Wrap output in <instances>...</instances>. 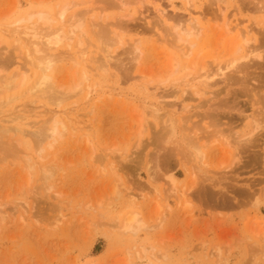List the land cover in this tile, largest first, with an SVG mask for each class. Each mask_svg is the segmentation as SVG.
<instances>
[{
    "label": "rangeland",
    "instance_id": "rangeland-1",
    "mask_svg": "<svg viewBox=\"0 0 264 264\" xmlns=\"http://www.w3.org/2000/svg\"><path fill=\"white\" fill-rule=\"evenodd\" d=\"M130 1L126 8H120L118 0H0V29L6 34L0 31V60L13 64L5 74H12L16 70L23 74L27 68V73H24L27 80L32 81L34 78L30 66L23 62L27 61L22 59L23 50L13 42L15 36H11L13 41L9 39L6 30L10 28L4 30V27L31 12L47 10L54 13L66 6L68 9L70 6L67 16L76 15V19L81 16V20H84L81 22L84 23L85 35L80 40L84 39L81 41L82 44L84 41L87 56L97 61L108 59L110 62L109 73L93 72L89 63L76 68L71 62L65 61L54 66L56 86H63L64 89L72 87L84 71L87 78L91 76L87 83L96 84L94 88L102 91H96L95 95L104 94L97 101L86 103L84 93H81L64 104L67 108L65 115H59V118H67L68 123H65L70 125H67V134L54 144L55 148L42 153L48 160H39L47 165L55 158L54 163L62 166V170L57 171L46 185L39 180L37 170L27 172L28 168L23 165L21 156L26 153L27 157L38 159L36 147L32 143L34 141L31 140L34 136L30 138L29 135H33L35 128L40 127L55 112L51 114L50 107H43L48 110L39 108L33 114H28L23 111V102L19 100V104L15 102L13 105L17 108L14 107L17 112L15 115L19 114L15 116L17 120L12 118L13 107V115L8 109L0 116V127L12 130L19 127L30 138L24 135L23 139L11 131L9 138L12 143L22 140L25 144L20 150H24L17 157L12 155L11 158L10 155L0 162V211L6 215L3 216L4 222H0V264H264V66L258 68L250 64L248 70L241 71L243 74L234 71L228 72L225 78H217L218 81H213V78L208 82L209 90L206 89L211 96L206 94L197 98L192 88L185 93L181 92L183 88L179 90L171 86L168 89L171 83L192 71L196 73L200 65L198 63L207 56L215 57L210 59H214L212 67L216 63H223L225 59L219 60L218 55L220 59L225 57L226 50L232 47L233 38L238 36L235 33L224 34L226 29L223 28L226 27L223 25L226 22L232 25L238 23L241 29L253 28L248 30L251 33H241L244 36L241 37L248 39L250 46L253 43L252 48L256 45L261 47L264 54V27L260 24L264 17L258 12L260 0ZM188 7L193 12H202L204 17H198L202 34L197 38L198 41L195 39L197 46L194 45L193 55L186 61L179 53L183 47L176 50L181 45L171 43L170 29L177 24L176 18L187 16ZM158 9L161 14L164 10L166 14L163 15L168 16L169 20L165 21L168 17L159 16ZM219 10H223V13ZM163 31L164 34L160 33ZM111 32L114 34L111 35ZM102 33L110 38L119 35L118 41H122L121 45L115 43L111 47L110 58L102 51L104 45L101 40H105L101 39ZM221 35L225 37H219ZM201 36L203 38L200 39ZM165 40L169 43H165ZM135 43L140 48L138 58L141 60L137 62L129 50ZM214 44L217 48H214ZM184 48L187 50V46ZM191 61L195 65L188 70ZM172 62H176L177 69L182 66L177 70ZM170 64L178 74H173L167 81L172 71ZM229 76L232 81L226 79ZM148 82H151L150 85ZM172 90L174 94L170 95ZM175 90H178L177 93ZM162 96L167 98L163 97V100ZM90 108L92 113L89 114ZM80 109L83 110L78 111ZM156 110L158 114L154 113ZM143 112L147 113L146 116ZM151 113L156 115H153L154 118H158L157 127L154 121L152 123ZM20 116L24 119L19 120ZM177 117L182 119L181 129L176 130L173 143L166 144L159 129L168 126L171 118ZM140 118L147 122L146 126ZM255 121L261 125L251 137ZM141 122L144 124L142 128ZM71 127L75 131H70ZM137 131L140 133L137 134ZM210 132L217 133H212L213 137L223 134L225 139L231 141L230 145L240 142L235 148L232 147L234 145L227 148L222 143L224 141L221 142L224 138L222 135H218L219 139L222 136L220 140L215 138L218 143L212 140L214 138L210 139L215 142V146L206 149L202 166L198 161L187 158L184 150L190 154L191 151L185 148L189 141L192 139L197 143ZM108 165L112 166L111 170L122 167L113 172ZM170 179L175 181L176 188L188 190L191 187V190L186 191L185 195L189 193L179 202L169 201L167 209L162 199L169 195ZM125 189L140 194L142 199H130L126 195L129 190ZM131 213L138 214L139 221L145 225L135 233L125 232L120 227L123 218ZM56 220L61 221L54 227Z\"/></svg>",
    "mask_w": 264,
    "mask_h": 264
},
{
    "label": "bare ground",
    "instance_id": "bare-ground-1",
    "mask_svg": "<svg viewBox=\"0 0 264 264\" xmlns=\"http://www.w3.org/2000/svg\"><path fill=\"white\" fill-rule=\"evenodd\" d=\"M133 1V0H132ZM136 1V0H135ZM139 1V0H137ZM162 1V0H161ZM160 1V2H161ZM165 1V0H164ZM171 1V0H169ZM188 1V0H187ZM257 1V0H256ZM255 1V2H256ZM167 2V1H166ZM186 2V1H185ZM191 3V1H189ZM259 3V9H258V12L260 11L262 13L261 16L264 17V0H260L258 1ZM131 1L130 0H118V7L120 6V8H126L128 5H130ZM137 3V2H136ZM135 3V5H136ZM188 3V2H187ZM186 3V4H187ZM140 4V3H138ZM212 4V3H211ZM116 5V6H117ZM134 5V4H133ZM141 5V4H140ZM189 6H191L189 3H188ZM219 5V4H218ZM132 6V5H131ZM187 6V5H186ZM220 6V5H219ZM218 6V7H219ZM142 7H140L141 9ZM191 7H188L187 10H188V13H187V16L186 17H181V18H176V22L177 24L175 26H172L171 29H170V32L171 33V43L175 44V45H178L180 44L181 46H176L178 48H175L176 50H178L180 47H183V48H180L179 49V53H180V56H182V59H187L190 55H193L191 54L192 52V48L195 46H197L196 43H194L195 39L197 40V38H199V36L202 34L201 33V29H200V26H199V23H198V17H200V15H204L202 14V12L200 13H197V12H193L192 10H190ZM69 9H70V6H69ZM68 7H63V8H60V10H57V11H54V13L50 12V11H47V10H38V11H34V12H31L25 16H22L20 18H18L17 20L13 21L12 23H9L8 26L4 27L6 30V28H10L9 31L6 30L5 32L9 34V39H12V37L15 36V39L12 41L17 45V46H20L21 49L23 50L22 52V59L23 60H27V61H23V62H26L28 64V66H30L29 70L33 73L34 75V78L32 81H28L27 80V76L26 74H24L26 71H27V68L25 72L20 73L16 70V72H13L12 74H5L4 72L6 70H9L11 69V67H13L11 64V61H5V60H0V116L3 115L6 111H8V109L10 110V112L12 113L13 112V105L15 102L18 103V101H22L21 103L23 105H21V107H23V111H25L26 113L28 114H33L35 111H37V109L39 108H43V107H50L48 108L50 111L51 114L55 112V114L50 118L48 119L47 121L41 123V126L40 127H37L35 128V132L33 133V135L31 134V136L22 131L19 127H13L14 129H10L8 127L4 128V127H0V162H3V160L7 159L8 157H10L11 155V158H12V155L16 156L17 157V154L20 153V149H22V145L25 144L22 140H19V141H16L15 140V144L12 143V140L11 138H9V135L12 133L11 131H13V133H15L16 135H19L23 138V136H27L29 135V137L31 138L32 136V139L34 142H32L34 145V147H36V154H37V158L38 159H33L32 157H27L24 153L22 154L21 156V159L23 160L22 163H24L23 165L27 166V168L29 169H26V167L24 169L28 171H33V170H37L38 171V176H40L39 180L43 181V183H45L44 185H46V182L52 178L53 176H55L54 174L59 170L61 171L62 166H57L55 163H54V160L51 161L49 164L47 165H44L42 163H40L39 160H41L42 162L45 161V160H48V159H45L42 155V154L45 150L47 151L48 149L52 150L51 148L54 147V144L57 143L58 141H61L60 139H62L64 136H66L65 134H67V131H68V124H66L65 122H67L68 120H62L59 118V115H65L64 114V111L67 109H65V106L64 105L67 101L71 100L72 97H75L77 95H80L81 93L83 94L84 93V97H85V101L86 103H93L94 100L96 99H99V98H102V95L104 94H98L95 95L96 91L98 92L99 90H96L94 88V86L96 84H92V85H89L87 82H88V79L89 77L91 76H87L85 75V72H83V74H81L80 76V79L76 82H74V84L72 85V87H68L67 89H64L63 86H56L55 84V80H54V75H53V71H54V66L56 64H59L60 63H63L65 61H68V62H71L73 66H76V68L78 66H82V64L85 65V63H89V65L92 66L93 68V72L95 71H99L101 73H107L108 70H109V61L108 59L106 61H97L95 58H92V56H87V53L85 52V48L83 47V44H84V41H83V44H82V41L81 40H84V39H81L80 38H83L82 36L85 35V29H84V23L81 22L83 20H81V16L78 17V19H76V15H72V16H67V13H68ZM192 9V8H191ZM263 9V10H262ZM262 10V11H261ZM197 11V10H196ZM223 10H219V12L222 14ZM157 12V11H156ZM165 11L163 10V13ZM212 12V11H211ZM259 12V13H260ZM158 13H159V9H158ZM163 13H159L161 15L159 16H162V17H168V16H164ZM206 13V12H205ZM213 13V12H212ZM166 14V13H164ZM214 14V13H213ZM219 14V13H218ZM141 15V14H140ZM215 15V14H214ZM219 16V15H218ZM217 16V17H218ZM84 17L85 19V16H82ZM204 17V16H202ZM216 16H213V18H215ZM201 18V17H200ZM221 18V17H220ZM172 19V18H170ZM202 19V18H201ZM225 19V18H224ZM166 20H169V17L168 19L165 18V21ZM216 20V19H214ZM218 20V19H217ZM220 20V19H219ZM226 20V19H225ZM11 21V20H10ZM9 21V22H10ZM84 21V20H83ZM221 21V20H220ZM263 23H260L261 25L263 24V27H264V19L262 20ZM171 22V21H170ZM226 22V21H225ZM122 24V23H121ZM174 24V23H173ZM91 25V23H90ZM4 26V25H3ZM92 26V25H91ZM94 26V24H93ZM123 26V25H122ZM126 26V24H125ZM165 27V29L167 28L166 25H163ZM216 26V25H215ZM223 26H225L226 28H223V29H226L224 31V34L226 33L227 35L231 34V33H235L237 36V38L235 39V37L233 38L234 42L230 44V47L232 45V47L230 48V50H226L227 47L225 48L226 50V53H225V57L223 56V58H219V55H218V59L219 60H224L223 63L221 64H218L216 63L215 66L212 67V63L214 62V59L213 60H210L212 58H215V57H212V55L210 57H205V59L203 58V60H201V63H198L200 64L199 65V68L197 69L196 73H189L188 75H186L184 78H180L179 80L175 81V83H171L170 85L168 83H166V81L164 82L165 84H168L169 85V88L172 86L173 88L175 89H179V88H183V90L181 91L182 93H185L187 89H190L192 88V90H195L194 91V96L196 95L197 98L198 97H203L204 95L206 94H211V93H207L206 92V89L209 90V83L208 82H211V80L213 79L214 80H217V78H225L226 77V74H228V72H233L236 71L237 73H241V71H245L248 70L250 67L249 65L252 64L251 66H254V67H258V68H261L264 66V60H263V51H262V48L261 47H257V45L255 47L252 48V45H253V41L251 42L252 45L250 46L249 45V40H245L243 37V32H246L248 34V32L253 29L251 28L249 30V28H243L241 29L240 25L238 23L232 25L231 22H226ZM2 27V25L0 26ZM127 27V26H126ZM125 27V28H126ZM208 27V26H207ZM249 27V26H248ZM12 28V30H11ZM94 28V27H93ZM124 28V26L122 27ZM2 29V28H1ZM0 29L1 33L4 34L2 32V30ZM121 29V27H120ZM127 29V28H126ZM221 29V28H220ZM122 30V29H121ZM120 30V31H121ZM124 30V29H123ZM122 30V31H123ZM168 30V29H167ZM206 30V29H205ZM215 30V29H214ZM249 30V31H248ZM264 30V28H263ZM213 31V30H212ZM218 31V30H217ZM108 32V30H107ZM253 32V31H252ZM110 33V32H109ZM108 33V34H109ZM112 33V32H111ZM122 33V32H120ZM125 33V32H124ZM160 33H163L164 34V31L163 32H160ZM166 33V31H165ZM169 33V32H167ZM242 33V34H241ZM245 33V34H246ZM251 33V32H249ZM253 33H256V32H253ZM258 33V32H257ZM263 33V32H261ZM114 33H112L111 35H113ZM241 34V35H240ZM246 34V35H247ZM6 35V34H4ZM162 35V34H161ZM211 35V34H210ZM209 35V36H210ZM232 35V34H231ZM102 38L101 39H105V40H101V44L102 46L104 45V50H102L103 52H105L104 55H107V57H109V54L111 53V47L113 45H115V43L118 45V43L121 45L122 41L119 39L118 41V36L114 35L112 36L111 38L110 37H107L108 35H106V33H102ZM106 38H105V37ZM164 36V35H163ZM243 36V37H241ZM250 36V35H248ZM3 37V36H2ZM8 37V36H7ZM204 37V35H203ZM202 36L200 37L203 38ZM221 38L225 37L223 35L219 36ZM264 37V36H263ZM100 38V37H99ZM109 38V39H108ZM164 38V37H163ZM162 38V39H163ZM173 38V39H172ZM212 38V37H211ZM1 39V38H0ZM157 39V38H156ZM216 39V38H215ZM158 40V39H157ZM168 40V39H166ZM165 40V43H169V41H166ZM207 40V39H205ZM217 40H220V39H217ZM216 40V41H217ZM236 40V41H235ZM87 41V40H85ZM103 41V42H102ZM161 41V40H160ZM164 41V39H163ZM198 41V40H197ZM196 41V42H197ZM208 41V40H207ZM259 41V40H258ZM10 42V41H9ZM211 42V40L209 41ZM214 42V41H213ZM218 42V41H217ZM86 43V42H85ZM159 43V41H158ZM164 43V44H165ZM200 43V42H199ZM208 43V42H207ZM227 43V42H226ZM258 43V42H257ZM99 44V43H98ZM134 44V42H133ZM160 44V43H159ZM158 44V45H159ZM216 44V43H215ZM214 44V48H217L216 45ZM219 44V43H218ZM260 44V43H259ZM73 45H75V47H73ZM137 45V46H136ZM172 45V44H171ZM221 45V44H220ZM226 45H229V44H226ZM131 47V45H129ZM187 46V50H185L184 47ZM254 46V45H253ZM207 47V46H206ZM220 47V46H218ZM229 47V46H228ZM62 48H65V49H62ZM87 48V47H86ZM102 48V47H101ZM171 48V46H170ZM173 48V46H172ZM211 48V47H210ZM261 48V49H260ZM75 49V50H74ZM103 49V48H102ZM212 49H213V46H212ZM211 49V51H212ZM219 49V48H218ZM130 51V54L134 55V60L137 62L140 54V48L138 46L137 43H135L134 47L132 48H129ZM215 50V49H214ZM221 50V49H220ZM100 51V50H99ZM173 51V50H172ZM196 51V50H195ZM194 51V52H195ZM218 51V50H217ZM216 51V52H217ZM21 52V50H20ZM213 52V51H212ZM215 52V51H214ZM177 53V52H176ZM200 53V52H199ZM218 53V52H217ZM91 54V53H90ZM164 53H162L163 55ZM17 55H20V53ZM199 54H197L196 56H198ZM168 56V55H167ZM195 56V57H196ZM19 57V56H18ZM21 57V56H20ZM89 57V58H88ZM105 58V57H104ZM110 58V57H109ZM179 58V57H178ZM197 58V57H196ZM194 58V60L196 59ZM167 59V58H166ZM165 59V61H166ZM189 59V58H188ZM217 59V58H216ZM216 59H215V62H216ZM102 60V59H101ZM133 60V59H132ZM141 60V59H140ZM139 60V61H140ZM171 60V59H170ZM180 60V59H179ZM210 60V62H209ZM263 60V62H262ZM175 61V60H173ZM187 61V60H186ZM109 62V63H108ZM196 62V61H195ZM200 62V61H199ZM212 62V63H211ZM176 63V62H175ZM175 63L172 62L173 66H175V68L177 69L178 65H176ZM70 64V63H69ZM156 64V63H155ZM163 64H164V61H163ZM168 64V63H167ZM166 64V65H167ZM169 65V67L172 69L171 72H169V76L167 77V81L170 79V77L173 75V74H178L177 71H174V67L172 68L171 65ZM175 64V65H174ZM191 64H192V61H191ZM194 64V63H193ZM193 64L190 65L189 69L188 70H191L193 69ZM165 65V64H164ZM195 65V64H194ZM26 66V64H25ZM27 66V67H28ZM86 66V65H85ZM139 66V65H138ZM159 66V65H158ZM182 66V65H181ZM179 66V68L181 67ZM184 66V65H183ZM136 67V65H135ZM89 68V66L87 67ZM178 68V69H179ZM185 68V67H184ZM71 69H73L71 67ZM91 69V68H89ZM169 69V68H168ZM177 69V70H178ZM28 70V71H29ZM76 70V69H75ZM83 70V69H82ZM95 70V71H94ZM160 70V69H158ZM167 70V68H166ZM184 70V69H183ZM91 71V70H90ZM76 72V71H75ZM99 72L98 75H99ZM177 72V73H176ZM27 73V72H26ZM109 73V72H108ZM154 73V72H153ZM155 73H157V71H155ZM73 74V73H72ZM75 74V73H74ZM73 74V75H74ZM94 74V73H93ZM96 74V73H95ZM144 74V72H143ZM151 74V73H150ZM149 74V75H150ZM168 74V73H167ZM230 74V73H229ZM243 74V73H241ZM32 75V76H33ZM64 75V74H63ZM102 75V74H101ZM100 75V76H101ZM105 75V74H104ZM103 75V77H104ZM148 75V76H149ZM152 75V74H151ZM157 75V74H156ZM163 75H164V72H163ZM76 76V75H75ZM136 76V75H135ZM158 76V75H157ZM236 76V75H235ZM96 76H94L95 78ZM140 77L142 78V76L140 75ZM147 77V76H146ZM178 77V76H177ZM228 77V76H227ZM57 78V77H56ZM61 78V77H60ZM64 78V77H62ZM137 78H139L137 76ZM136 78V80H137ZM150 78V77H149ZM216 78V79H215ZM58 79V78H57ZM65 79V78H64ZM145 78L143 79H140V81L144 80ZM156 79H159V78H156ZM228 81H232V77L229 76V78H226ZM237 79V77L235 78ZM234 79V80H235ZM242 79V78H241ZM66 80V79H65ZM91 80V79H90ZM133 80V77L132 79ZM139 80V79H138ZM233 80V81H234ZM59 81V80H58ZM73 81V80H72ZM218 81V80H217ZM224 81V80H223ZM68 82V81H66ZM93 82V81H92ZM174 82V81H172ZM227 82V81H226ZM240 82V80H239ZM71 83V82H70ZM73 83V82H72ZM94 83V82H93ZM100 83V82H99ZM120 83V82H119ZM126 83V82H125ZM134 83V81H133ZM149 83V82H148ZM151 83V82H150ZM149 83V85H150ZM164 83L162 84V82L160 83L162 86L164 85ZM229 83V82H228ZM60 84V83H59ZM91 84V83H90ZM114 84V83H113ZM117 84V83H116ZM144 84V83H143ZM159 84V86H160ZM209 84V85H208ZM213 84V83H211ZM233 84V83H232ZM58 85V83H57ZM61 85V84H60ZM118 85V84H117ZM115 85V86H117ZM135 85V84H134ZM229 85V84H228ZM112 86V85H111ZM110 86V88H111ZM114 86V85H113ZM114 86V87H115ZM143 86V85H142ZM147 86V85H145ZM154 86V85H152ZM166 86V85H165ZM105 87V86H104ZM141 87V86H140ZM140 87H138L140 89ZM155 87V86H154ZM164 87V86H163ZM171 87V88H172ZM211 87V86H210ZM105 88H109V87H105ZM118 88V87H117ZM116 88V89H117ZM135 88V87H134ZM142 88V87H141ZM149 88V87H148ZM161 88V87H160ZM193 88H196V89H193ZM98 89V88H97ZM115 89V92H117ZM120 89V88H119ZM244 89V88H243ZM112 90H114V88H112ZM112 90H110L112 92ZM149 90V89H148ZM151 90V89H150ZM149 90V91H150ZM154 90V89H153ZM156 90V89H155ZM159 90V89H158ZM157 90V91H158ZM161 90V89H160ZM164 90V89H163ZM166 90V89H165ZM180 90V89H179ZM246 90V89H245ZM108 91V92H110ZM146 90H144L145 92ZM156 91V92H157ZM169 91V90H167ZM178 90H175L174 92L177 93ZM243 91V90H242ZM247 91V90H246ZM99 92H102V91H99ZM104 92V91H103ZM114 92V93H115ZM139 92V91H138ZM166 92V91H165ZM170 92V91H169ZM172 93L171 94H174L173 93V90L171 91ZM188 92V91H187ZM120 93V92H119ZM122 93V92H121ZM134 93V92H133ZM167 93V92H166ZM165 93V94H166ZM189 93V92H188ZM240 93V91L238 92ZM243 93V92H242ZM108 94V93H107ZM106 94V95H107ZM139 94V93H137ZM136 94V95H137ZM162 94V93H160ZM164 94V93H163ZM169 94V93H167ZM187 94V93H186ZM193 94V92H192ZM112 95V94H111ZM110 95V96H111ZM116 95V94H115ZM170 95H167L169 98L168 99H171L170 98ZM188 95V94H187ZM108 98H109V95H107ZM158 96V95H157ZM184 97L186 95H183ZM207 96V95H206ZM211 96V95H210ZM119 97V95H118ZM159 97V96H158ZM161 97V96H160ZM165 97V96H162V98ZM181 97V96H180ZM182 97V98H184ZM189 98V96H187ZM237 96H235L236 98ZM135 98V97H133ZM167 98V97H165ZM196 98V99H197ZM129 99H131L129 97ZM159 99V98H158ZM109 100V99H108ZM134 100V99H133ZM164 100V98H163ZM184 99H182L183 101ZM211 100V98H210ZM97 101V100H96ZM159 101V100H158ZM157 101V102H158ZM169 101V100H168ZM175 101V100H174ZM104 102V101H103ZM161 102V100L159 101ZM158 102V103H159ZM166 103V101H164ZM181 102V101H180ZM84 103V101H83ZM95 103H98V102H95ZM94 103V104H95ZM16 104V103H15ZM19 104V103H18ZM74 104V102H73ZM71 104V105H73ZM164 104V103H163ZM182 104V102H181ZM225 104V103H223ZM84 105V104H83ZM90 105V104H88ZM167 105V104H165ZM179 105V104H178ZM18 106V105H17ZM86 106V105H85ZM92 106V105H91ZM90 106V107H91ZM94 106V105H93ZM151 106V105H149ZM158 106V105H157ZM173 106V105H172ZM187 106V105H186ZM13 107V109H11ZM81 107V106H80ZM171 107V106H170ZM184 107V105H183ZM16 108V107H15ZM19 108V107H18ZM71 108V107H70ZM82 108V107H81ZM87 108V107H86ZM94 108V107H93ZM150 108V107H149ZM152 109H154L152 106H151ZM173 108V107H172ZM187 108V107H186ZM185 108V109H186ZM22 109H20V112L22 113ZM44 109V108H43ZM48 109H44V110H48ZM91 109V112L89 111V114L92 113V108ZM142 109V107H141ZM145 109V108H144ZM174 109H175V104H174ZM179 109V108H178ZM184 109V108H183ZM12 110V111H11ZM17 110V108H16ZM14 109V116L13 113H12V118L16 119L17 115H15V111ZM75 110V109H74ZM83 110V109H82ZM81 109L78 110V111H82ZM85 110V109H84ZM176 110V109H175ZM71 111V110H70ZM145 111V110H144ZM155 111V110H153ZM178 110H176L177 112ZM182 111V109H181ZM72 112V111H71ZM146 112V111H145ZM158 111L156 110V114ZM49 113V114H50ZM69 113V112H68ZM73 113V112H72ZM144 113V112H143ZM67 114V113H66ZM86 114V113H85ZM84 114V115H85ZM142 114V113H141ZM145 116L147 113H144ZM152 114V113H151ZM21 115V114H20ZM23 115V113H22ZM42 115V114H41ZM143 115V114H142ZM141 115V116H142ZM149 115V116H148ZM147 116L148 117H151L150 114H148ZM156 116L155 114H152V117L153 119L152 120V123L154 121V125L157 127L158 126V122L156 117L154 118V116ZM29 116V115H28ZM33 116V115H32ZM44 116V115H43ZM61 116V118H62ZM140 116V117H141ZM144 116V115H143ZM178 116V115H177ZM209 116V115H208ZM66 117V116H65ZM69 117V116H68ZM89 117V116H88ZM23 116H20L18 117L19 120H22ZM144 118V117H143ZM143 118H140L141 121H143L144 119ZM139 119V118H138ZM143 119V120H142ZM174 119V120H173ZM171 118V120L169 121V125L168 126H165L164 128H161V130L159 129V133L162 135V137H164V140H165V143L166 144H171L173 143L174 141V134L176 132L177 129H181L180 128V124L182 122V119L181 118ZM17 120V119H16ZM46 120V119H45ZM161 120V119H160ZM73 121V120H71ZM254 121V120H253ZM257 121V120H256ZM253 122L254 123V127L252 130L253 132H250V136L251 137H254V133H256L255 131L257 129L260 128V122ZM145 126L147 125V122L143 121ZM143 122H141V128H142V125ZM160 122V121H159ZM68 123V122H67ZM140 123V121H139ZM176 123V125H175ZM177 123H178V126H177ZM70 124V123H69ZM68 125V126H67ZM161 126V125H160ZM76 127V125H75ZM150 127H153L154 126H150ZM148 128V127H147ZM146 128V129H147ZM138 129V128H137ZM75 131L74 129H70V131ZM86 130V129H85ZM145 130V129H144ZM154 130V129H153ZM141 131V129H140ZM86 132V131H85ZM138 132V131H137ZM144 132V131H142ZM158 132V130L156 131ZM218 132V131H216ZM26 133V134H24ZM75 133V132H74ZM140 132H138L137 134H139ZM214 134H217L215 132H212ZM211 132L209 134H207V136H203L202 139L200 137H195L196 139H201V140H198L197 143L193 142V140L191 139L189 142V145L187 147H185L186 149L188 148L191 152L189 154V152H186L184 150V154L187 156V158L190 157V159H192V161H198L200 164L203 163V159H205L206 157V149H211L214 145V143H218V141H215L217 138L219 139L218 135H222L221 133H219L218 135H215L213 137V134ZM79 134V133H78ZM253 134V135H252ZM84 137H85V134H83ZM24 136V137H25ZM138 136V135H137ZM221 136V138H222ZM27 136V138H29ZM72 137V136H70ZM87 137V135H86ZM140 137V136H139ZM224 137V136H223ZM226 137V136H225ZM225 137L221 140L224 141L222 143H225L224 146H226L227 148L228 147H234L235 148V145H238V143L240 141H236L238 142L237 144H235V142L231 144V141H229L227 138L225 139ZM29 138V139H30ZM35 138V140L33 139ZM65 138V137H64ZM63 138V139H64ZM80 138V137H79ZM78 138V139H79ZM214 138V139H212ZM216 138V139H215ZM220 138V139H221ZM246 139L248 137H245ZM24 139V138H23ZM62 139V140H63ZM210 139L214 140V141H210ZM219 139V140H220ZM245 139V140H246ZM80 140V139H79ZM141 140V139H140ZM248 140H251V139H248ZM233 141V140H232ZM247 141V140H246ZM245 141V142H246ZM29 142V141H28ZM138 142V141H137ZM251 142V141H250ZM253 142V141H252ZM251 142V143H252ZM142 144V142H141ZM139 143V145H141ZM246 144V143H244ZM250 144V143H249ZM248 144V145H249ZM254 144V143H253ZM252 144V145H253ZM15 145V146H14ZM138 145V143H137ZM138 145V146H139ZM217 145V144H216ZM247 145V144H246ZM137 146V147H138ZM215 146V145H214ZM220 146V144H219ZM222 147V146H221ZM55 148V147H54ZM239 148V147H237ZM230 149V148H229ZM24 150V149H23ZM22 150V151H23ZM219 150V148H218ZM21 151V152H22ZM57 151V150H56ZM229 151V150H228ZM234 151V150H233ZM35 152V151H34ZM224 152V151H223ZM229 154V153H228ZM32 155V154H31ZM191 155V156H190ZM49 156H51L49 154ZM55 155H53L54 157ZM209 156V155H208ZM7 157V158H6ZM52 157V158H53ZM128 157H130L128 155ZM19 158V157H18ZM48 158V157H47ZM107 158V157H106ZM20 159V161H21ZM44 159V160H43ZM105 159V158H104ZM108 159V158H107ZM110 159V158H109ZM127 159V158H125ZM123 159V160H125ZM17 160V159H16ZM19 160V159H18ZM111 160V159H110ZM129 160V159H128ZM236 161V160H235ZM107 162V161H106ZM100 163V162H99ZM113 163V162H112ZM115 163V162H114ZM197 163V162H196ZM110 164V163H109ZM118 164V163H116ZM199 164V165H200ZM205 164V163H204ZM110 165H113V164H110ZM110 165H108L110 167ZM197 165V164H196ZM197 165V166H199ZM202 166H204L203 164H201ZM38 166V167H37ZM103 166V164L101 165ZM121 166V165H120ZM206 166V164H205ZM116 167V165H115ZM122 167V166H121ZM121 167H117L116 170H118L119 168ZM108 168V167H107ZM112 166L110 167V171H113L115 172V168L113 166L114 169H112ZM104 170V168H102ZM109 169V168H108ZM195 169V167H194ZM198 169V168H197ZM120 170V169H119ZM122 170V169H121ZM105 171V170H104ZM198 171H201V170H198ZM106 172V171H105ZM150 172V171H149ZM29 173V172H28ZM63 173V172H62ZM65 173V172H64ZM104 173V172H103ZM151 173V172H150ZM113 174V173H112ZM111 174V175H112ZM194 174V172H193ZM34 175V174H32ZM115 175V174H114ZM117 176V175H115ZM192 177V176H191ZM195 178V176H193ZM151 179V178H150ZM153 179V178H152ZM41 181V182H42ZM170 183V187L169 189L167 190L168 191V196H166V198L164 197V199H162L165 203V207H167V209L169 208L168 206L170 205L169 204V201H172V202H179V200L182 198V197H185L189 192H187V194L185 195V192L188 191V190H191V187H189L190 189L188 190H184L183 188L182 189H178L176 188V185H175V181L170 179L169 181ZM42 183V184H43ZM168 184V185H169ZM195 184V183H194ZM194 184H193V187H194ZM114 186V185H113ZM192 186V185H191ZM114 188V187H113ZM112 188V189H113ZM117 188V186H116ZM204 189V187H202ZM167 189V188H166ZM126 191H128V194L126 193V195H128V197L130 199H133V200H139V199H142L143 196H141L140 194H137V193H132L130 192V189H125ZM193 190V189H192ZM201 190V188L199 189ZM113 192V190H111ZM117 191V189L115 190ZM152 191V190H151ZM155 191V190H154ZM165 191V190H164ZM163 191V192H164ZM130 192V193H129ZM158 192V191H157ZM154 193V192H153ZM165 193V192H164ZM116 193H113V195H115ZM167 194V193H166ZM158 196V194H157ZM129 199V200H130ZM32 207V206H31ZM27 209V208H26ZM25 209V211H26ZM20 210V209H19ZM23 210V209H22ZM28 210V209H27ZM33 210V209H32ZM32 210H30L31 214H32ZM21 211V210H20ZM24 211V213L26 214V212ZM23 213V214H24ZM1 214L2 217H1ZM6 214V213H5ZM24 214V215H25ZM4 216V212H2V210L0 211V222H4L5 220V216ZM19 217H22L19 215ZM31 217V216H30ZM28 218V217H27ZM59 218V217H57ZM63 218V217H62ZM61 218V219H62ZM139 215L136 214V213H131V214H127V216L125 218H123V221L120 222L121 223V228L123 231L125 232H129L131 231L133 233L135 232H138V230H140V228H144L145 225H143V223L141 221H139ZM4 219V220H3ZM20 220V218H19ZM22 221H24L22 219ZM61 220L59 221H53L55 223L54 227L56 226V224H58ZM24 223V222H23ZM26 223V222H25ZM53 225V224H52ZM142 228V229H143Z\"/></svg>",
    "mask_w": 264,
    "mask_h": 264
}]
</instances>
